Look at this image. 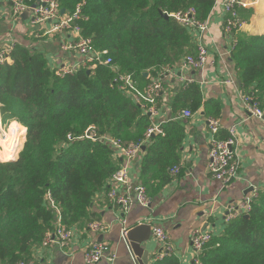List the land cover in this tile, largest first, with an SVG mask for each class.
<instances>
[{
    "label": "trees",
    "instance_id": "1",
    "mask_svg": "<svg viewBox=\"0 0 264 264\" xmlns=\"http://www.w3.org/2000/svg\"><path fill=\"white\" fill-rule=\"evenodd\" d=\"M214 2L58 0L63 13L79 6L82 35L91 39L95 49L107 50L116 68L99 65L86 74L81 65L61 76L36 45L20 43L13 46L9 62L0 61L3 120L17 122V147L26 137L17 159L0 162V264L32 259L33 249L55 230L57 218L77 228L100 219L92 210L93 200L108 189L109 179L121 165V158L103 138L141 144L139 178L149 197L181 172L172 174L171 169L180 163L184 121L177 115L157 122L136 94L186 51V28L170 14L194 9L195 17L205 20ZM229 35L237 40L230 58L240 89L264 109V34ZM124 76L131 77V85ZM162 93L157 95L158 109ZM170 94L173 113L200 109L206 117L219 115L218 103L203 100L195 81L174 85ZM155 124L162 133L146 139V130ZM88 128L97 140L85 137ZM9 129L6 141H0L5 148L2 159L13 158V127ZM216 136L225 139L227 132L219 128ZM156 255L151 264H180L174 253L162 259ZM196 258L200 264H264V193L253 201L248 217L238 215L225 222Z\"/></svg>",
    "mask_w": 264,
    "mask_h": 264
},
{
    "label": "crops",
    "instance_id": "2",
    "mask_svg": "<svg viewBox=\"0 0 264 264\" xmlns=\"http://www.w3.org/2000/svg\"><path fill=\"white\" fill-rule=\"evenodd\" d=\"M224 0H215L210 18L209 33L205 36L204 43L209 48V53L217 61L213 67H207L204 71H182V77L195 81L201 90L203 100L215 101L219 105L220 128L226 130L237 125L238 153L241 165L238 176L226 187L221 182L211 177L207 170L208 155L210 150L211 135L208 131L205 114L199 109L194 112L191 119L177 118L184 121L185 136L180 149V173L154 196L149 197L150 204L133 207L127 213H121L112 208L103 193H99L93 200L92 210L100 216L99 221L109 224L107 231L97 234L87 227L77 228L75 239L68 247H61L52 242L42 247L33 249L32 259L35 264H86L83 259V250L94 240L108 242L109 245L117 243L119 258L115 264H137L136 256L129 255L125 244L120 243L121 225L119 219L124 217L127 226L132 227L138 223L148 224L147 218H152V224L161 226L168 236V242L172 246L173 253L178 256L180 264H192L194 253L189 242V234L195 229L208 231L212 235L222 231L225 222L227 207L240 201L257 190L258 195L264 193V118L257 119L247 113L242 103V91L234 65L231 61V50L235 36L228 37L224 34L222 22L221 3ZM248 7L239 9L240 17L245 26L236 33L264 34V0H246ZM10 5L0 0V49L8 43V40L24 45H37L36 41L46 42L45 48L51 64H74L80 58L74 51H63L51 48L48 42L57 39V35L51 36L42 33V28L34 29L30 24L28 14L21 15L18 19H12L9 15ZM47 23L46 27H49ZM35 34L41 39H34ZM62 36L61 44L71 39L69 34L59 33ZM191 34V46L194 49L197 39L193 31ZM44 47V45H41ZM39 49V48H38ZM53 61H52V59ZM225 80L231 82L223 83ZM167 83V84H166ZM162 93V106H159L157 122H165L175 119L178 112L171 111L170 91L174 85L182 83L181 79L167 81ZM166 98V99H165ZM165 99V100H164ZM138 156L131 167V179L141 183L139 178ZM149 241L144 245L149 250V263L153 256L162 250L152 233Z\"/></svg>",
    "mask_w": 264,
    "mask_h": 264
},
{
    "label": "built area",
    "instance_id": "3",
    "mask_svg": "<svg viewBox=\"0 0 264 264\" xmlns=\"http://www.w3.org/2000/svg\"><path fill=\"white\" fill-rule=\"evenodd\" d=\"M8 2L10 5L9 15L12 19H18L23 13L28 14L30 24L34 29H43L42 33L46 35L54 36L59 33L69 34L71 39L67 41V45H63L67 51H74V53L80 58V61H76L74 64H62L58 62L55 66L56 72L61 75H70L75 69L81 65L87 69L94 70L99 65H106L111 69H115L116 66L112 64L111 57L108 55L107 50H97L93 47L90 38L82 35V29L78 24V21L84 20L80 14L79 6L76 7L72 13H61L58 0H2ZM215 5V2L213 6ZM246 0H224L221 3L222 10V22L224 34L228 37H232L229 34H235L244 27L245 22L239 15V9L248 7ZM172 16L179 24L186 28V35L188 38L187 48L184 55L181 56L179 61L172 67H162L160 69L159 77L151 82L146 87L143 93L137 92L136 99L138 102L145 104L147 112L153 118H156L159 114L157 106V95L164 90V82L174 81L176 78L182 80V84L185 82H192L190 78L182 77L178 75L182 71L188 70H200L201 72L207 67H213L216 64V59L210 55L208 46L204 43V39L210 29L209 15L205 20H199L195 17V10L188 9L184 12L171 13ZM47 23H50L49 27H46ZM196 36L197 43L193 49L191 42V32ZM36 35V34H35ZM234 36V35H233ZM237 40L234 39L233 47L236 45ZM14 42L8 40V43L0 49V61L9 62V54L13 49ZM126 84L131 85V77H123ZM231 82V80H225L223 83ZM242 103L245 106L247 113L257 119L264 118V109H261L251 95L242 93ZM194 112L188 109H183L177 117L184 119H191ZM13 119V118H12ZM12 119L3 120L0 104V141H4L7 136L8 126ZM208 131L211 135L209 159L207 164V170L211 177L221 182L222 187H226L238 176V171L241 165L240 156L238 153L237 138V125L236 123L228 129V136L225 139L218 138L217 132L220 128L219 119L215 117H207L205 119ZM162 133L158 124H155L148 128L145 132V138H150L151 135ZM85 137L95 141L97 135L92 128H88L85 132ZM109 142L115 149V153L121 158V165L117 171L109 179V187L106 191H103V195L112 208L119 210L121 213H127L132 208L133 204L137 203L141 206H148L150 198L147 195L146 189L141 183H136L131 179V167L135 158L138 156L141 150L140 143H123L118 139L111 137L103 138ZM25 138L18 145L16 149V156L14 159L8 158L5 161L15 160L18 157L21 144ZM17 142V141H16ZM180 170L179 165L174 166L171 169L172 174L178 173ZM257 190H253L252 193L236 203H232L227 207V214L225 220L228 221L237 217L238 215L248 214L252 208L253 201L257 198ZM59 220V218H57ZM147 223L152 225V233L155 239L162 244V250L157 253V259H162L165 255L173 253L172 246L168 242V236L165 230L158 225L152 224L154 221L152 218H147ZM121 224V237L125 239L128 226H126V219L124 217L119 219ZM142 223V222H141ZM138 223V224H141ZM144 223V222H143ZM90 231L102 234L107 231L109 224L103 221H94L88 225ZM76 235V230L73 227H66L65 225L58 224L53 232L46 233L44 240L42 241V247L49 245L52 242L57 243L59 246H67L72 238ZM212 236V233L201 230L199 228L193 229L189 234V242L194 253L192 264H200L196 254L200 252L202 246ZM109 243L105 241L94 240L91 241L83 250V259L85 263H91L97 261L104 252L109 250ZM17 264H35L33 260L19 261Z\"/></svg>",
    "mask_w": 264,
    "mask_h": 264
},
{
    "label": "water",
    "instance_id": "4",
    "mask_svg": "<svg viewBox=\"0 0 264 264\" xmlns=\"http://www.w3.org/2000/svg\"><path fill=\"white\" fill-rule=\"evenodd\" d=\"M63 12L64 9H61V13ZM161 14L166 18L168 17L166 13ZM89 72L90 70L86 69V74H89ZM244 217H248V214H245ZM150 235L151 227L148 224L141 223L131 227L126 232L125 239H123L121 235L119 237L120 243L123 242L125 244L128 254L136 256L137 264H150L149 250L147 249V247L144 248L145 243L149 241ZM118 254V245L117 243H113L112 245H110L109 250L104 252L97 261L86 264H115L119 258Z\"/></svg>",
    "mask_w": 264,
    "mask_h": 264
},
{
    "label": "rangeland",
    "instance_id": "5",
    "mask_svg": "<svg viewBox=\"0 0 264 264\" xmlns=\"http://www.w3.org/2000/svg\"><path fill=\"white\" fill-rule=\"evenodd\" d=\"M245 26V25H244ZM63 36V35H62ZM62 36H61V34H58L57 35V39H52L51 38V40L48 42V45H49V47L51 48V51L52 50H54V49H58V50H63V51H67L66 49H64L63 48V45H67V43L66 42H63L64 44H61V40H62ZM35 38L34 39H41V37H40V35H35L34 36ZM37 43H39L38 45V48L41 50V51H43L44 52V54H45V57L48 59V61H50V59L48 58V55H50L48 52L46 53V51H47V49L45 48V45H47V43L46 42H39V41H36ZM41 45H44V47H41ZM37 46V45H36ZM68 52V51H67ZM52 59V58H51ZM52 61H53V59H52ZM54 62V61H53ZM57 63H54L53 64V66L54 65H56ZM57 67V66H56ZM16 121H15V119H12V121L10 122V124H9V126H8V130L10 131V129L12 130V128H10L9 129V127L10 126H12L13 127V140H12V142H11V144H10V146H11V148L13 149V157L15 158V155H16V149H17V146H16V143L14 142L15 141V138H16V135H17V133H18V129H17V127H16ZM26 138V137H25ZM227 138V137H226ZM221 139V138H220ZM6 141V139L3 141V142H5ZM25 141V140H24ZM24 143V142H23ZM23 143L21 144V146L23 145ZM21 146H20V149H21ZM4 147H3V145L0 143V152H4ZM20 151V150H19ZM18 155H19V153H18ZM14 158H12V159H14ZM3 161H5L4 159H2V158H0V162H3ZM151 200V199H150ZM135 204H137V203H135ZM135 204H133V205H135ZM150 204V203H149ZM140 205V204H139ZM133 207V206H132ZM94 221H99V220H94ZM94 221H92V222H94ZM91 223V222H90ZM58 224H61V225H64V224H62V222L60 221V220H56V222H55V228L57 227V225ZM89 225V224H88ZM88 225H87V228L89 229V227H88ZM67 227V226H66ZM72 227V226H71ZM133 227V226H132ZM68 228V227H67ZM73 228L76 230V233H78V230H77V227H74L73 226ZM129 229L131 228V227H128ZM128 229V230H129ZM90 230V229H89ZM120 235H121V231H120ZM75 237H76V235L74 234V236H73V238H72V241H73V239H75ZM71 241V242H72ZM70 242V243H71ZM70 243L67 245V246H64V247H68L69 245H70ZM42 244V243H41ZM39 246H42V245H39ZM30 260H33V259H30Z\"/></svg>",
    "mask_w": 264,
    "mask_h": 264
}]
</instances>
